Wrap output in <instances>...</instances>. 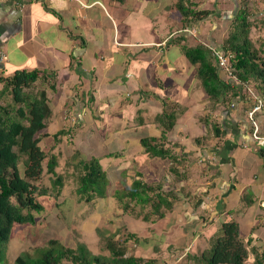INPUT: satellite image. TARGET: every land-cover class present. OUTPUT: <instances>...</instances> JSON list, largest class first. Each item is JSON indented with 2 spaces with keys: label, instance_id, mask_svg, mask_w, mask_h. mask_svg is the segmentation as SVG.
Instances as JSON below:
<instances>
[{
  "label": "crops",
  "instance_id": "1",
  "mask_svg": "<svg viewBox=\"0 0 264 264\" xmlns=\"http://www.w3.org/2000/svg\"><path fill=\"white\" fill-rule=\"evenodd\" d=\"M178 1L0 0V91L2 79L15 72L38 71L37 83L47 86L52 110L42 142L64 131L59 146L53 143L54 154L60 147L68 153L71 142L68 158L79 152L84 160L99 158L106 173L116 167L127 170L124 181L114 183V178L105 197L96 201L103 206L109 203L115 211L121 207L129 229L121 237L135 234L143 247V253L139 250L134 257L154 264H190L189 257H200L229 222L237 223L242 241L250 242L247 248L262 253L264 146L252 137L247 118L251 102L240 95L231 105L210 109L214 102L201 86L198 66L182 48L185 44L220 48L228 35L223 33L224 25L232 22L239 3L189 0L191 9L212 13L203 22L185 24ZM251 4L264 11L261 0ZM219 19L222 23H216ZM185 27L196 33L185 32ZM250 38L256 48H264V24L253 25ZM49 73L56 78L47 77ZM219 75L230 81L220 69ZM176 110L175 125L162 141L163 128L157 119L164 111ZM208 113L220 126L206 117ZM258 126L264 137V109ZM215 127L222 128L218 137L210 131ZM152 139L178 157L180 164L174 167L185 178L176 175L171 182L168 176L165 181L168 170L155 175L152 167L172 164L146 153L142 141ZM115 153L119 156H112ZM139 179L160 186V192H173L168 197L170 217L165 207L163 218L155 211L149 213L147 205H137L142 209L138 213L124 211L112 191L123 184L130 189ZM184 217L187 227L181 224ZM163 219L169 221L164 227ZM111 223L112 233L125 226L123 219ZM248 261L254 262L252 255L245 264Z\"/></svg>",
  "mask_w": 264,
  "mask_h": 264
},
{
  "label": "trees",
  "instance_id": "2",
  "mask_svg": "<svg viewBox=\"0 0 264 264\" xmlns=\"http://www.w3.org/2000/svg\"><path fill=\"white\" fill-rule=\"evenodd\" d=\"M177 8L185 24H189L190 21L203 22L212 13L207 10L191 9L189 0H179ZM249 16L248 9L240 5L233 19L231 31L218 49L205 44L194 47L186 44L182 46L188 60L198 66V79L210 101L214 102L215 109L218 104H233L240 95L242 96V92L240 85L233 82L226 83L220 78L218 56L213 51L219 52L226 58L229 57L230 65L239 83L250 84L258 95L264 96V49L256 48L250 38L253 24ZM46 76L56 78L55 73H49ZM40 79L38 71H18L13 76L2 79L5 84L1 98L4 99L10 94L12 103L6 102V105L0 106V264H7L8 246L16 227L34 225L36 222L34 212L41 213L44 210L37 201L38 196L50 195L47 187H41L44 175L55 177L53 185L59 189L54 195L56 200L60 198L63 187V177L57 172V156L54 153L49 154L40 145L43 138L47 136L45 132L52 115L47 93L44 90L46 88L37 83ZM51 87L52 90L56 89L55 84ZM243 95L244 100L248 101L247 93L244 92ZM177 116L176 110L172 113L164 111L158 117L157 120L163 128L162 141L174 127ZM221 133V129L215 127L216 137ZM63 134L65 132L60 131L54 135L55 143H60ZM142 145L150 156L170 161L172 164L168 169L170 174L178 175L180 178L179 167H174L180 162L171 150L153 139L142 141ZM79 155L77 153L76 157ZM112 156L118 157L119 154L115 153ZM80 166L84 167L83 173H80L78 177L80 184L77 193L80 199L89 203L96 195L105 197L106 187L102 185L106 179V172L100 164V159L93 158L89 162L80 161ZM169 172L163 179L170 177ZM181 178H185V173L181 175ZM159 189L160 186L155 187L139 179L133 182L128 192L117 191L114 196L122 204L125 212L133 203L141 206L151 204L158 218H163L165 213L161 212V208H172L168 197H172L173 192H160ZM151 193L153 197H150ZM146 220H149V216ZM108 240L107 250L111 253L109 257L94 255L83 244H78L76 249L65 248L60 242L52 240L50 249L40 251L41 254L37 252L35 255L23 253L14 263L154 264L151 259L126 255L127 249L122 247L123 242L134 241L137 244L140 241L137 235L129 233L127 237L117 242ZM247 245H250V242L242 241L236 222L224 223L219 232L211 238L209 248L205 249L200 257L193 256V260L192 256L189 257V261L192 262L190 264H245L252 255L253 264H264V252L260 253L256 248L249 249Z\"/></svg>",
  "mask_w": 264,
  "mask_h": 264
},
{
  "label": "rangeland",
  "instance_id": "3",
  "mask_svg": "<svg viewBox=\"0 0 264 264\" xmlns=\"http://www.w3.org/2000/svg\"><path fill=\"white\" fill-rule=\"evenodd\" d=\"M252 1L253 0H237V3H239V7L241 5L245 7L246 10L250 9L248 10L250 13L249 18L253 25L258 23L264 24V12L259 11V8L256 6H250L252 5ZM261 2L264 4V0H261ZM233 19L231 23L228 21V23L224 25L228 29V31H226L227 29L224 30V34L231 31ZM219 22L222 23V19L216 21V23ZM211 25L213 24L211 23ZM257 45H259V43H257ZM261 48L264 49L263 47ZM45 88H47V86H45ZM1 93L2 91H0V106L6 105V102L7 104L12 103V96H10V94L2 99ZM213 106L214 104L211 103L210 109H213ZM207 116L209 119L211 118L209 113L206 117ZM213 122L216 127L220 126L218 122L216 123L214 120ZM213 122L212 124H214ZM210 131L212 132L214 129L210 128ZM53 143H55L54 139H46L41 142L40 145L42 149L46 150L50 154L53 153L55 149V145H53ZM70 143L71 142H69V145L67 143V146L70 148L68 153L60 147L59 152H55L56 154H54L58 158L57 172L63 177V187L61 188L60 198L56 200V196H54L58 192L57 190H59L53 185L55 177L48 174L44 175L41 180V187H47L50 191V195L37 197V201L44 207V210L41 213L34 212L36 217L34 225L28 224L16 227L14 235L10 239L8 246L9 248L6 256L7 264H15L14 261L23 253L35 255L37 252L50 249L52 247L50 241L52 240L60 242L65 248L76 249L78 244H83L87 247V249H89L90 253L109 257L111 253L107 250L108 239H111L113 242H117L118 240H122L127 237L128 234L121 237V235H123L126 231H129L127 225L125 224L121 207L119 208V211H115V208L111 207L109 203H106V205L103 206L101 201H96V198L99 197L98 195H96L95 200L89 203L80 199V195L77 193V189L80 184L78 177L80 173H83L82 168L84 167L80 166V161L84 159H82V156L80 155L76 157L77 152L73 154L74 156L72 158H68V155L71 153V149L73 147ZM55 144L57 145V143ZM58 146L59 144L57 147ZM44 167H46V165H44ZM152 168L156 172L155 175L161 174L160 172H167L169 169V167L161 166ZM180 168L185 170V167ZM126 174L127 170L124 167H119L118 169L116 167L106 173V179L104 181V185L102 186H105L106 189H108L110 182L113 181L114 178L115 183L117 179H122V177L126 176ZM169 175L170 181H175L174 178L176 176H172L170 172ZM122 180L124 181V179ZM164 180L166 181L167 179ZM159 184L162 185L161 183ZM116 188L118 189L113 190L112 192H128L129 190L124 186V184L122 187ZM133 205L134 206L131 205L130 210L134 209V213L142 211L139 206L135 204ZM145 208L148 209L147 211L149 213L154 212V208L150 205H147ZM109 209H112L113 211H110ZM163 210H165V213L170 217V210L167 208H164ZM121 219H123V224H125V226L121 227L116 233H112L113 223L111 222L121 223ZM147 221H150V218ZM168 222L169 221L164 220L162 222V227H164ZM89 224L93 226L90 228ZM181 224L183 227H187V225H189L188 220L185 217L182 218ZM159 240L161 241L162 237L159 238ZM122 247L127 249V256L131 254L136 255L139 250H141L140 254L143 253V247H140V245L136 244L134 241H124ZM179 264H186V262L181 261ZM247 264H253V262L248 261Z\"/></svg>",
  "mask_w": 264,
  "mask_h": 264
},
{
  "label": "built area",
  "instance_id": "4",
  "mask_svg": "<svg viewBox=\"0 0 264 264\" xmlns=\"http://www.w3.org/2000/svg\"><path fill=\"white\" fill-rule=\"evenodd\" d=\"M185 32L194 35L196 32L194 29H185ZM216 56H218V67L221 71L225 72V74L227 75L229 80H232L234 83L236 84H241L239 83V81L237 80V77L234 75V71L232 66L230 65V61H229V57H224L222 56L219 52H215ZM3 58V57H2ZM244 85L245 87V91L248 93L249 95V99H251L252 101L255 102L254 107L252 108V110L249 112V121L252 125V136L253 139L260 143L261 146H264V137L260 135V129L258 126V121L256 118V113L261 111L262 108L264 107V102L261 98H259L255 91L248 85V84H241Z\"/></svg>",
  "mask_w": 264,
  "mask_h": 264
},
{
  "label": "clouds",
  "instance_id": "5",
  "mask_svg": "<svg viewBox=\"0 0 264 264\" xmlns=\"http://www.w3.org/2000/svg\"><path fill=\"white\" fill-rule=\"evenodd\" d=\"M187 29H190V28H187ZM219 68V67H218ZM235 75V74H234ZM236 76V75H235ZM231 82H233L232 80H230L229 82H226V83H231ZM234 83V82H233ZM236 84V83H235ZM242 84V83H241ZM241 84H236V85H241ZM243 84H247V83H243ZM249 86H250V84H248ZM251 87V86H250ZM252 88V87H251ZM253 89V88H252ZM254 90V89H253ZM241 92H242V96H244L243 95V93L244 92H246L245 91V87H244V85H241ZM247 93V92H246ZM256 93V92H255ZM256 95L259 97V98H261L262 100H263V102H264V96H262V95H258L257 93H256ZM247 96H248V99H249V95H248V93H247ZM250 100V102H251V109L249 110V112L252 110V108L254 107V105H255V102L254 101H252L251 99H249ZM263 109H264V107L262 108V110L261 111H259V112H257L256 113V118H257V121H258V115H259V113H261L262 111H263ZM249 112H248V123L251 125V123H250V121H249ZM251 127H252V125H251ZM220 129V128H219ZM215 131V130H214ZM252 131H253V129H252ZM215 133V132H214ZM253 137V136H252ZM255 141V140H254ZM256 142V141H255ZM261 147V146H260ZM92 160V159H91ZM81 161H87V162H89L90 160H81ZM103 168V167H102ZM96 197H94V199H95ZM93 201V200H92ZM91 201V202H92Z\"/></svg>",
  "mask_w": 264,
  "mask_h": 264
}]
</instances>
